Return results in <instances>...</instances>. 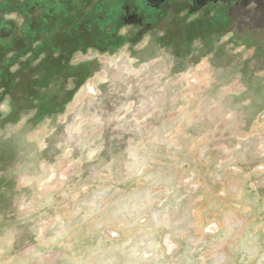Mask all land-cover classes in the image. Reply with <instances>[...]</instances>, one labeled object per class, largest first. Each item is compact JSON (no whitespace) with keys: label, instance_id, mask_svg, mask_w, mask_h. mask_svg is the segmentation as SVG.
I'll return each mask as SVG.
<instances>
[{"label":"rangeland","instance_id":"1","mask_svg":"<svg viewBox=\"0 0 264 264\" xmlns=\"http://www.w3.org/2000/svg\"><path fill=\"white\" fill-rule=\"evenodd\" d=\"M261 13L211 38L182 14L8 95L0 264H264Z\"/></svg>","mask_w":264,"mask_h":264},{"label":"flooded vegetation","instance_id":"2","mask_svg":"<svg viewBox=\"0 0 264 264\" xmlns=\"http://www.w3.org/2000/svg\"><path fill=\"white\" fill-rule=\"evenodd\" d=\"M248 11L261 17L264 3L260 0H212L202 5L197 0H164L157 4L147 0H0V106L14 93L18 95L16 103L25 102L18 99L22 96L21 89L33 91L35 85L49 88L52 77L59 73L67 77L76 75L80 83L82 66L80 63L75 67L73 60L89 51L110 54L124 44L141 43L153 34L170 35L172 29L176 32L180 27L178 20L182 14L186 21L192 19L180 22L189 25V35L196 30L193 38L199 32L202 37L211 38L213 33H230L235 24L248 16ZM191 40L190 36L188 41ZM261 65L264 69V61ZM32 94L36 96L34 91ZM24 105L30 106L28 102ZM50 106L39 105L48 109Z\"/></svg>","mask_w":264,"mask_h":264},{"label":"water","instance_id":"3","mask_svg":"<svg viewBox=\"0 0 264 264\" xmlns=\"http://www.w3.org/2000/svg\"><path fill=\"white\" fill-rule=\"evenodd\" d=\"M147 1L152 4H157L163 2L164 0H147ZM208 1H212V0H197L199 5L205 4ZM260 2L264 3V0H260Z\"/></svg>","mask_w":264,"mask_h":264},{"label":"built area","instance_id":"4","mask_svg":"<svg viewBox=\"0 0 264 264\" xmlns=\"http://www.w3.org/2000/svg\"><path fill=\"white\" fill-rule=\"evenodd\" d=\"M213 226H214V228L218 229L217 225H213ZM213 226H212V227H213Z\"/></svg>","mask_w":264,"mask_h":264}]
</instances>
